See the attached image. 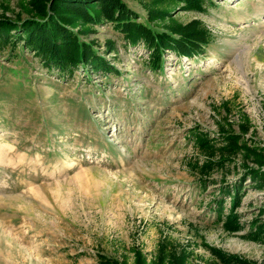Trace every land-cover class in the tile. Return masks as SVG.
<instances>
[{"label": "rangeland", "instance_id": "rangeland-1", "mask_svg": "<svg viewBox=\"0 0 264 264\" xmlns=\"http://www.w3.org/2000/svg\"><path fill=\"white\" fill-rule=\"evenodd\" d=\"M32 1L0 0V20L36 19ZM123 1L210 41L154 68L143 41L78 22L110 70L62 71L0 40V264H264V0Z\"/></svg>", "mask_w": 264, "mask_h": 264}, {"label": "trees", "instance_id": "trees-1", "mask_svg": "<svg viewBox=\"0 0 264 264\" xmlns=\"http://www.w3.org/2000/svg\"><path fill=\"white\" fill-rule=\"evenodd\" d=\"M189 10L202 11L206 0H183ZM33 8L37 11L36 19H29L23 25L0 20V40H11V32L16 36H24V41L35 53L41 54L49 66L53 61L62 71L65 65L72 69L80 64L89 67L90 71H109L108 64L95 55L90 45L82 43L79 36L72 33V28L78 22L86 25H102L110 23L120 33L126 42L143 41L150 48L154 68L159 66L161 52L165 49L178 55L193 57L203 53L200 50L210 41V34L202 28L200 21H192L187 25L176 24L169 32H156L137 21V15L123 0H33ZM148 18L165 19L169 13L164 11H148ZM39 19V20H38ZM201 27V28H200ZM89 30V29H84ZM82 33H86L81 30ZM114 72L116 71L115 69ZM264 172L256 175L264 178ZM232 199L230 221H236L232 210L237 206L234 193H229ZM222 211H220L221 213ZM216 252V251H215ZM222 264H248L241 258L216 252ZM102 264H119L115 261L102 260ZM136 264H143L140 257Z\"/></svg>", "mask_w": 264, "mask_h": 264}]
</instances>
